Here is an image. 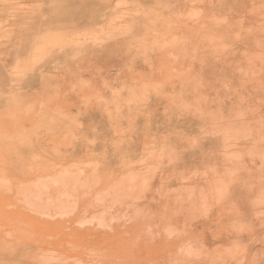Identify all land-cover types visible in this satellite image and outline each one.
<instances>
[{"label": "rangeland", "instance_id": "rangeland-1", "mask_svg": "<svg viewBox=\"0 0 264 264\" xmlns=\"http://www.w3.org/2000/svg\"><path fill=\"white\" fill-rule=\"evenodd\" d=\"M260 200L264 0H0V264H264Z\"/></svg>", "mask_w": 264, "mask_h": 264}, {"label": "bare ground", "instance_id": "bare-ground-1", "mask_svg": "<svg viewBox=\"0 0 264 264\" xmlns=\"http://www.w3.org/2000/svg\"><path fill=\"white\" fill-rule=\"evenodd\" d=\"M248 6H249V5H248ZM250 7H251V6H250ZM254 9H255V8H254ZM257 10H258V9H257ZM248 11H249V10H248ZM246 12H247V11H246ZM255 12H256V11H255ZM241 13H242V12H241ZM250 13H251V11H250ZM248 14H249V13H248ZM251 14H252V13H251ZM234 15H235V14H234ZM242 16H243V15H242ZM251 17H252V16H251ZM253 18H254V17H253ZM237 19H238V18H237ZM240 19H241V18H240ZM240 19H239V20H240ZM242 19H243V18H242ZM233 21H234V20H233ZM241 21H242V20H241ZM235 24H236V23H235ZM240 24H241V23H240ZM232 26H233V25H232ZM235 26H236V25H235ZM241 26H242V25H241ZM238 27H239V26H238ZM247 28H248V27H247ZM238 29H239V28H238ZM240 29H241V28H240ZM237 32H238V30H237ZM240 32H241V31H240ZM247 32H248V31H247ZM23 119H24V118H23ZM29 120H30V119H29ZM212 155H213V154H212ZM210 157H211V156H209V158H210ZM212 157H213V156H212ZM212 157H211V158H212ZM213 158H214V157H213ZM246 160H247V159H246ZM248 160H250V159H248ZM210 161H211V160H210ZM251 161H252V160H251ZM246 162H247V161H246ZM252 162H253V161H252ZM252 162H250V163L252 164ZM242 163H245V161L242 162ZM248 163H249V162H248ZM215 166H216V165H215ZM243 167H245V164H244ZM214 168H215V167H214ZM214 168H213V169H214ZM220 169H221V168H220ZM217 170H219V168H218ZM222 170H223V169H221V171H222ZM242 170H243V169H242ZM244 170H246V168H245ZM212 171H213V170H212ZM208 172H209V171H208ZM213 172H214V171H213ZM213 172H212V173H213ZM207 174H208V173H207ZM220 174H221V173H220ZM220 174L218 173V176H217V177H219ZM221 176H222V175H221ZM222 178H223V177H222ZM221 180H222V179H221ZM220 182L222 183L223 181H220ZM220 182H219V183H220ZM226 182H227V181H226ZM235 182H236V181H235ZM219 183L217 182V184H219ZM223 183H224V182H223ZM233 183H234V182H233ZM233 183H232V184H233ZM236 183H239V182H236ZM236 183H235V184H236ZM229 184H230V183H229ZM219 186H220V185H219ZM221 187H222V186H221ZM218 188H219V187H218ZM218 188H217V190H214V191L211 192V193H215V191H217V192H216V194H217V193H218ZM209 191H210V190H209ZM211 191H212V190H211ZM213 195H214V194H213ZM261 200H262V199H261ZM261 200H260V201H261ZM256 201L259 203V200H256ZM255 203H256V202H255ZM263 203H264V202L261 201L260 205L263 204ZM253 204H254V203H253ZM260 205L258 204V206H257L256 204H254V207H255V206H256V207H261ZM263 206H264V204H263ZM263 206H262V207H263ZM251 207H252V206H251Z\"/></svg>", "mask_w": 264, "mask_h": 264}]
</instances>
